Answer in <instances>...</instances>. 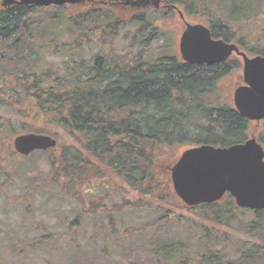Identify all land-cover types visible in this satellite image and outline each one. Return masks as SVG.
Instances as JSON below:
<instances>
[{"label":"trees","instance_id":"trees-1","mask_svg":"<svg viewBox=\"0 0 264 264\" xmlns=\"http://www.w3.org/2000/svg\"><path fill=\"white\" fill-rule=\"evenodd\" d=\"M166 4L184 6L191 16L215 15L210 22L214 38L237 42L251 56H264V47L246 49L242 38L243 24L264 14V0ZM228 6L226 20L219 12ZM155 15L165 17L148 11L125 14L105 5L4 7L0 0V108L7 107L18 120L15 125L0 120V147L8 151H0V176H8L19 163L15 137L47 135L57 140L56 148L35 152L28 160L48 155L44 190L59 195L61 205L74 206L70 232L113 211L151 213L157 217L140 229L152 225L155 230L146 264H264V210L239 208L230 195L216 204L189 208L176 197L170 180L175 160L169 161V155L180 146L226 148L252 135L264 145L263 133L219 94L220 83L239 65L183 63L168 53ZM129 25L139 27L133 42L142 37L141 51L130 61L114 52L119 30ZM155 43L164 44L157 49ZM115 194L119 200L110 207L106 203ZM168 202L174 211L183 209L195 217L178 219ZM100 226L93 228H107L103 254L122 251L131 242L117 238L113 244V223ZM172 226L185 230L182 237L200 235L196 248L190 250L175 236L163 242L166 227ZM221 230L235 231L232 240L223 236L230 254L211 247Z\"/></svg>","mask_w":264,"mask_h":264},{"label":"rangeland","instance_id":"rangeland-1","mask_svg":"<svg viewBox=\"0 0 264 264\" xmlns=\"http://www.w3.org/2000/svg\"><path fill=\"white\" fill-rule=\"evenodd\" d=\"M180 11L185 13V7L180 6ZM149 12L156 11L151 10ZM157 12L165 16L164 18H160L158 15L154 17L160 18L155 24L159 32L164 33V37H166L165 44H168L170 48L168 53L178 56L180 55L179 39L185 30V23L192 25L200 23L209 28L210 22H212L211 18H216L213 14L198 12L195 16L185 13V19L183 20L179 17L178 10L172 13L163 10ZM122 13L124 12L122 11ZM219 13L226 16L224 18L227 20L230 16L229 6L223 7ZM243 26L245 36L242 38L246 41V49L252 47L263 48L264 14L245 22ZM67 28L66 25L63 29ZM138 29L137 25H129L125 29L121 28L119 37L115 42L114 52L120 56L126 54L128 61L138 56L141 51L140 41L142 37H138L133 42V36H136ZM63 40H67L66 35H64ZM232 43L237 44L234 41ZM163 44L155 43L154 46L158 49ZM155 53L158 52L155 51ZM248 57L253 58L255 56L248 54ZM231 59L239 67L234 69L220 83L219 94L224 98V101L233 105V94L236 88L244 85V63L236 55H233ZM6 119L12 120L13 125L18 122L7 107L5 109L0 108V120L5 121ZM251 127L255 128L258 133L262 132L264 138V121L251 122ZM257 140L259 141V138ZM6 146L8 147V145ZM190 148L186 145L175 148L169 155V161L175 160L177 162L182 152ZM0 151L8 152L3 146L0 147ZM48 159L49 157L45 153L29 160L19 156L17 167L15 166L8 176H0V264H82V262L92 264L97 259H102V264H146L148 262L146 259L151 258L149 249V246L153 244L151 232L155 230L151 228L152 225L145 226L148 229L143 232L140 229L153 221L157 215L141 212L120 215L113 211L105 215V218L98 216L91 219L79 231L70 232L67 228L75 219L71 218L69 211H74V206L70 208L66 204L65 206L61 205L59 195L50 190H44V186L47 185L45 177L50 173V161ZM94 199L96 198H92V200ZM110 200L106 204L111 207L119 199L115 194ZM181 203L185 205L183 202ZM168 205L171 204L168 202ZM168 208L176 214L178 219L179 216L183 215L192 218V216L185 214L183 209L174 211L172 205ZM197 219L198 217L194 220ZM108 222H112L115 227L113 244L118 240L117 238L121 239L122 243L128 242L125 240L131 238V242L126 244L122 251L105 250L106 253L103 254L101 250L102 248L105 249L106 239L104 237L107 228L103 226L104 229L95 230L93 226L96 227V224H100V227H102V224ZM93 223L94 225H92ZM177 229L179 228L174 226L168 227V229L166 227L163 242H170L175 236L180 242H187L190 250H194L201 236H197L195 233L182 237L181 235L185 233V230ZM235 235L234 230L228 231L227 234L222 230L218 231L215 233L216 238L212 240L211 247L217 251L228 250V254H230V244L228 246L223 245V236H225V240L226 236L232 240ZM72 237H76V242L73 241ZM136 240L137 242H134Z\"/></svg>","mask_w":264,"mask_h":264},{"label":"water","instance_id":"water-1","mask_svg":"<svg viewBox=\"0 0 264 264\" xmlns=\"http://www.w3.org/2000/svg\"><path fill=\"white\" fill-rule=\"evenodd\" d=\"M3 0L4 7L27 5L30 7L65 6L81 4L118 3L124 9L132 4L138 9L152 5L159 8L160 0ZM151 1L152 3H148ZM181 18L182 13H180ZM180 38L181 58L192 65L225 63L235 52L244 61V86L234 93V105L240 115L251 121L264 120V57L249 58L233 44L214 40L210 29L201 24H186ZM57 141L45 135H21L15 139V151L23 156L56 147ZM173 166V189L181 201L190 207L214 204L230 193L237 206L249 210H264V149L254 138L244 144L226 148L203 145L183 152Z\"/></svg>","mask_w":264,"mask_h":264},{"label":"flooded vegetation","instance_id":"flooded-vegetation-1","mask_svg":"<svg viewBox=\"0 0 264 264\" xmlns=\"http://www.w3.org/2000/svg\"><path fill=\"white\" fill-rule=\"evenodd\" d=\"M136 1H138V0H133L132 1V3H134V2H136ZM165 1L166 0H161V3H160V7H161V9L160 10H165V9H167V4L165 3ZM143 2H147L146 0H144ZM148 3L150 4V3H152L151 1H148ZM116 5H121L120 3H118V4H116ZM128 7H133L132 6V4H127V6H125V8H128ZM133 8H135V7H133ZM233 60V59H232Z\"/></svg>","mask_w":264,"mask_h":264}]
</instances>
